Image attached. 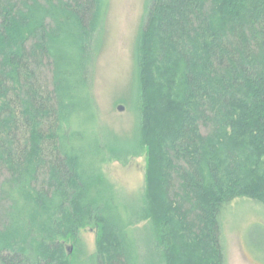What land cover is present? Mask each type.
Here are the masks:
<instances>
[{"label": "trees", "instance_id": "1", "mask_svg": "<svg viewBox=\"0 0 264 264\" xmlns=\"http://www.w3.org/2000/svg\"><path fill=\"white\" fill-rule=\"evenodd\" d=\"M107 4L0 0V264H79L65 238L87 224L98 264H226L222 207L264 204V0H150L135 216L116 196L90 201L101 170L87 149L102 141L75 125ZM144 219L152 245L130 227Z\"/></svg>", "mask_w": 264, "mask_h": 264}, {"label": "rangeland", "instance_id": "2", "mask_svg": "<svg viewBox=\"0 0 264 264\" xmlns=\"http://www.w3.org/2000/svg\"><path fill=\"white\" fill-rule=\"evenodd\" d=\"M149 2L108 0L92 67L90 93L95 100L83 89L77 102L80 110L74 113L76 127L102 141L100 148L85 147L95 163L99 159L101 170L89 189L90 201L101 203L108 194L116 196L120 210L124 207L132 216L145 207L147 198L139 45ZM154 106L151 104L152 109ZM220 219L226 263L251 264L249 256L253 262L264 263V204L248 197L236 198L222 207ZM130 227L136 236L147 238L149 245L154 243L156 231L150 220H138ZM96 228L87 224L80 228L76 241L65 238V248L75 263L98 264Z\"/></svg>", "mask_w": 264, "mask_h": 264}, {"label": "crops", "instance_id": "3", "mask_svg": "<svg viewBox=\"0 0 264 264\" xmlns=\"http://www.w3.org/2000/svg\"><path fill=\"white\" fill-rule=\"evenodd\" d=\"M238 238V237H237ZM238 243H240L239 244V247L241 248V250H242V247H241V241H239V239H238ZM226 249V248H225ZM243 252V251H242ZM243 254L245 255V253L243 252ZM246 256V255H245ZM247 257V256H246ZM249 260H250V262H251V264H258L257 262H253L252 261V256H249V257H247ZM226 261H228V258H227V253H226ZM227 264V263H226ZM262 264H264V263H262Z\"/></svg>", "mask_w": 264, "mask_h": 264}, {"label": "water", "instance_id": "4", "mask_svg": "<svg viewBox=\"0 0 264 264\" xmlns=\"http://www.w3.org/2000/svg\"><path fill=\"white\" fill-rule=\"evenodd\" d=\"M124 108L122 106H120V110H123Z\"/></svg>", "mask_w": 264, "mask_h": 264}]
</instances>
